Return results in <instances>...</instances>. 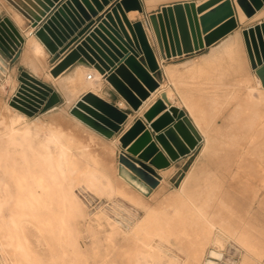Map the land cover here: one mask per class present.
I'll return each instance as SVG.
<instances>
[{
    "label": "bare ground",
    "instance_id": "6f19581e",
    "mask_svg": "<svg viewBox=\"0 0 264 264\" xmlns=\"http://www.w3.org/2000/svg\"><path fill=\"white\" fill-rule=\"evenodd\" d=\"M238 9L241 19L245 18L246 15L239 6L237 12ZM261 16H264V12L259 14L258 18ZM243 45H245V42L242 33H235L228 38V42L220 50L219 55L212 51V54L208 58L206 57L204 66H198V69H195L197 72H201L202 68H207L214 74L219 70L215 64L216 60L219 56L225 55L227 63L224 69L227 68L228 72L238 73L244 78L242 83L237 85L234 83L233 86H228L220 92L221 94L212 91L210 94L206 92L208 94L206 96L195 97L189 92L187 83L178 82L180 86L177 92L182 98L183 105L190 110L197 128L192 125L202 136L206 157L213 155V150L215 151L217 148L218 137L213 124L214 118H211L215 113L210 115L207 111L206 113L203 112L202 108L205 107V104H209L213 108L216 106L220 111L229 102H234L235 108H233L232 122H230L231 127L237 129L236 137L238 138H245L244 134H248L251 128L252 132H255L257 128L262 132L264 131V115L255 114L253 110H257L255 108L256 102L251 101L248 97V94H251L253 90L247 89L248 94L245 96L240 94V84L246 87L248 84L255 83L257 88L254 89H257L260 95H258V99L264 101V87L261 80L251 74L246 59V54L248 56L247 49L245 46V53ZM30 46L34 54L40 57L41 52H43L41 51L42 47L40 48L33 37L30 39ZM38 67L34 70H37ZM184 68L186 70L185 72L181 71L182 73L178 72L177 69V71L167 70L171 78H175L176 76L189 74L190 70L187 67ZM88 76L87 71H79L78 76L68 82L70 84L69 91L64 94L67 95V97L65 96L67 106L76 103L84 94L88 93L87 91L94 90L95 83L89 80ZM208 84L212 86L213 82L211 81ZM169 96L173 99L174 94L169 91ZM5 103L2 100L0 108V229L7 238V244H3V242L0 244V251L4 257H16L12 264H67L68 260L72 264H78L80 243L77 232L78 218L86 216L84 204L74 194V189L79 186L88 193L125 198L144 209L145 215L142 216L133 230L130 239L132 246L123 252L128 264H133L139 256H143L145 259H158L166 256L170 258L171 264H179L169 251L156 248L154 242L157 238L170 239L172 237V226L169 224L164 226L162 217L165 215L168 219L165 222L168 223L173 216L179 214V210L169 205L170 201L183 199L190 202L192 197H188L187 194L196 187L199 180V177L193 171L187 175L179 188L167 194L161 202L160 208L151 209L147 206L148 200L141 194L146 197L150 191H153L150 200L157 198L166 188L165 183L169 173H159L162 176L161 187L150 189L135 176L129 167H125L120 163V139L118 143H101L97 145L101 147L104 157L114 155L115 165L111 164L113 161L108 163L104 158H99L100 155L96 154L90 143L84 144L80 140L76 146L79 157H76L71 147L72 137L65 127L61 124L52 125L40 119L29 121L27 118L14 113L13 110L15 109ZM203 104L204 107H202ZM60 111L59 114L54 115L57 116V122L59 120L61 123H66V126L69 125V127L80 130L82 126L80 123L82 122H79L73 115H69L65 109ZM240 119L243 123L239 125ZM85 127L87 126L83 128ZM86 129L88 130V128ZM85 132L89 135L88 139L92 140L93 137L89 133L90 131ZM119 147L120 153L117 155L116 149ZM77 158L79 161H77ZM110 160L108 157V161ZM110 168L113 173H109L108 169ZM259 170L261 172V182L264 185V165H259ZM194 192L195 190L192 193ZM255 192L250 200L255 199L257 195V192ZM165 204H167L168 210L163 211L162 206ZM259 209L264 212V200L260 202ZM258 213L257 211L256 214L250 216L246 209L237 208L233 213H230L231 217H234L233 221L228 220V218L219 221L218 232L210 242L217 249L212 250L210 255L213 258L221 259V249L224 248L225 241L234 238L246 252L240 264H256L255 256L258 259L264 258V222L259 218ZM196 215L198 218L205 216L201 209L197 210ZM240 225H242L241 228ZM183 234H186L185 227ZM0 241H2V238ZM6 246L13 247L11 255L10 252L5 255ZM203 246L204 244L201 247ZM121 258L123 257L121 256ZM8 262L5 261L6 264ZM113 263L117 264L116 262ZM207 264H217V262L209 260Z\"/></svg>",
    "mask_w": 264,
    "mask_h": 264
},
{
    "label": "water",
    "instance_id": "95a60500",
    "mask_svg": "<svg viewBox=\"0 0 264 264\" xmlns=\"http://www.w3.org/2000/svg\"><path fill=\"white\" fill-rule=\"evenodd\" d=\"M38 1L41 10L31 13L32 33L50 53L52 63L57 62L52 76L59 77L75 64L89 65L129 106L130 113L114 104L116 97L109 102L88 92L72 107L71 115L106 139L122 134L131 111L138 112L160 87L157 51L162 59L170 60L206 50L242 26L236 16L238 6L248 19L264 8V0L186 2L165 6L132 22L127 13L143 14L141 0ZM242 36L252 70L264 87V21L244 28ZM24 42L9 17L0 19L1 57L15 63ZM19 83L10 106L29 118L62 101L54 87L26 71L21 72ZM200 141L186 112L169 107L160 98L121 136L119 159L154 189L162 179L159 171L190 155Z\"/></svg>",
    "mask_w": 264,
    "mask_h": 264
},
{
    "label": "rangeland",
    "instance_id": "374dc122",
    "mask_svg": "<svg viewBox=\"0 0 264 264\" xmlns=\"http://www.w3.org/2000/svg\"><path fill=\"white\" fill-rule=\"evenodd\" d=\"M255 18H258V15ZM248 20L245 17L240 19V22L245 24ZM259 96L254 98L257 110L253 111L256 115H264V101H260ZM233 104L234 102H229L226 107ZM232 114L233 111L225 116V123L220 127L215 126V119L219 113L214 115L212 113L213 117L211 118H214L213 124L216 128L218 144L211 157L205 156V144L199 143L190 155L172 163L175 166L167 177L166 186L163 184L166 188L157 198L150 200L153 191H150L146 197L140 193L148 200V207L151 209L160 208V204L167 194L179 188L191 171L199 177L196 187L187 194L188 197H192L190 202L183 199L169 202V205L179 210V214L173 216L168 223L165 222L168 220L167 217L165 215L162 217L164 226L168 224L172 226V237L170 239L157 238L154 242L156 248L169 251L179 264H207L209 260H213L217 264H240L246 252L234 238L225 241L224 248L221 249V259L213 258L210 255L212 250L217 249L210 242L218 232V222L225 218L233 221L234 217H231L230 213H233L237 208L246 209L250 216L258 211L259 218L264 222V212L259 209L260 202L264 200V185L261 182L259 170V165H264V131L257 128L255 132H252L251 128L248 134H244L245 138L236 137L237 129L231 127ZM239 121V125L243 123L241 119ZM56 124H61L67 129L72 137L71 147L74 155L79 157L76 147L79 143V130L69 127L68 123L66 126V123H61L59 120ZM110 156L107 158L109 157L111 160L106 161L108 163L113 161L111 164H114L116 159L113 158V154ZM77 161H79L78 158ZM108 170L109 173H113L111 168ZM161 185L159 182L157 188H160ZM74 190V194L84 204L86 211L84 218H78L77 232L80 242L78 264H114L113 262L128 264L123 252L132 246L130 239L133 230L145 215L144 209L119 196L88 193L79 186ZM194 190L195 192L192 193ZM254 192L257 195L254 200H250ZM162 207L163 211L168 210L167 204ZM199 209L205 215L203 218H198L196 215ZM225 211H229V213L227 214ZM130 223L132 224L128 226ZM184 227L186 234H183ZM0 234L2 238L0 244L2 242L7 244V238L1 229ZM203 244L204 246L201 247ZM5 249V255L9 254L8 252L10 255L13 253V247L6 246ZM5 257L0 251V264H6L5 261L8 262V260L7 264H12L16 260V257ZM255 257L256 264H264V258L256 257V259ZM67 264H72V262L68 260ZM133 264L171 263L170 258L166 256L158 259H145L143 256H139Z\"/></svg>",
    "mask_w": 264,
    "mask_h": 264
},
{
    "label": "crops",
    "instance_id": "0c3cea01",
    "mask_svg": "<svg viewBox=\"0 0 264 264\" xmlns=\"http://www.w3.org/2000/svg\"><path fill=\"white\" fill-rule=\"evenodd\" d=\"M116 1H118V0H116ZM206 1H208V0H141V2L143 4L144 13L139 14L137 11H131V12L127 13V17L130 19V21L136 22L138 20H144L145 15L148 16L152 13H158L161 10V8H163L165 6L167 7L170 5L177 4V3H186V2H196L198 5H200ZM112 4L113 3H111L109 6H107L104 9V11L99 14V18L103 17V15L109 10V8L112 6ZM40 6L41 5H40V2L38 0H0V19H2L4 17H9L10 20L13 22V24L17 27V29L20 31V33L25 38V42H24L22 49L20 51V57L18 58V60L15 63L9 61L5 57L0 56V102L3 100V103L6 102L5 104H7L10 107V101L15 96V94L17 93V91L20 87L19 76H20L22 71H26L29 74H31L32 76H34L35 78H37L38 80L42 81L43 83L54 87L56 92L60 95L62 101L59 105L53 107L52 109L48 110L45 113H40V114L36 115L34 118H29L16 109L13 110V112L16 113L17 115H21V116L27 118L29 121H32L34 119H40V120H45L52 125H55L57 123V120H56L57 116H54V115L59 114L61 112L60 110H64V109L67 113H69V115H71L70 110L75 105V102H74L70 106H67V100H66L67 95H64V94H66V92L69 91L70 84L68 82L70 80L75 79L78 76L79 71H87L89 75L92 74L91 80L95 83L94 84L95 85L94 90H89L87 92L91 91L94 94L96 93L95 95H97V96H99V97H101V98H103L109 102H113L112 99H114V97H116L117 100L114 102V104L117 107H119L120 109L126 110L130 113V111H129L130 109H129L128 104L120 96H118L114 92L112 87L109 86V84L98 73V71L95 70L94 68L90 67L89 65L75 64L74 66H72L71 68H69L68 70L63 72L58 79L55 80V78L52 77L50 71L53 69V67L55 66V64L57 62L52 63V57H51L50 53L47 51L45 46L37 38H35V36L32 33L34 29L32 28L33 19H32L31 13H34L37 11L39 12L41 10ZM206 12H208V11H206ZM206 12L199 14L198 17L203 16ZM262 12H264V8L261 11L257 12V14L254 17L261 14ZM236 16H237V20L240 22L241 17L239 15V9H238V12L236 11ZM254 17L249 19L245 24L240 22L242 26L234 32L235 33H242V30L244 28H248L250 26L256 25L257 23H259L261 21H264V16L259 17V18H255V19H254ZM234 32L231 33L229 36L225 37L224 39L220 40L219 42H217L216 44H214L210 48L203 50V51H200V52H197V53H194V54H191L189 56L176 57V58H172L170 60H165V59H162L158 55V51H157V58H158V61L160 64V71L156 74V78L160 83V87L157 89L156 92L152 93L151 97L143 104V106L141 107V109L138 112H132L131 111V114L129 116L128 121L123 126L124 131L122 132V134L114 137L113 139H106L103 136H101L98 133L91 130L89 127L83 128L86 125L82 122V123H80L82 126L79 130L80 142H82L84 144L90 143L93 150L96 152V154L100 155V157L98 156L99 158H102V159L104 158L105 160H108V158H105L103 156V153L101 151V147H98L97 145L101 144V143H105V144H111L113 142L118 143V140L120 139V137L135 123V121L138 118H142V115L150 108V106H152L160 98H162L167 103V105L169 107L177 106V107L183 109L186 112L187 117L190 120V122L195 126V128H197L195 121L191 115L190 110L185 105H183V101L181 100L182 98L179 96L180 95L179 92H177L178 87L180 86V84L178 82L187 83V87L189 88V92L195 97L196 96H202V95L206 96V95H208L207 93L210 94L212 91H214L215 93H216V91H217V93L218 92L220 93V92H222L223 89L227 88L228 86H233L234 83H236V85L239 83H242L244 78L241 77L238 73H236V72L234 73L233 71L228 72L227 68L224 69V66L227 63V57L225 55L219 56L218 59L216 60L215 64H216V67L219 68V70H217V72H215L214 74L211 73L210 70L207 68H202L201 72H197L195 70V69H198V66L199 67L202 65L204 66L206 57L208 58V56L212 54V51H213V53L216 52L215 54L219 55L221 53L220 50L228 42V38L230 36H232L233 34H235ZM32 37L35 39V41L40 46V48L42 47L41 51H43V52H41L40 57L34 54L32 48L30 46V39ZM243 48H244L243 50L246 53L245 45H243ZM216 50H218V51H216ZM69 51L70 50H68L65 54H63L60 59H62ZM246 57H247L246 59L248 61L249 67H250L251 74L253 76H256V74L251 69V65H250L247 54H246ZM34 64L37 66H35ZM37 67L39 70L38 69L34 70ZM184 67H187V69L190 70L189 74L184 75V76H176L175 78H173V77L171 78V76L169 75V71L167 70V69L173 70V71L178 70V72L182 73V72H185V70H186V68H184ZM47 78H49V79H47ZM58 81H60L59 84H58ZM211 81L213 82L212 86L214 87V89L211 85L209 86V84H208ZM256 86L257 85L255 83L248 84V85H246V87H244L242 84H240V87H241L240 94H242V96H245L246 94H248L247 89L253 90V92L251 94H248V97L251 101H254V98L258 96V90L254 89ZM217 89H219V90H217ZM1 90H3V91L1 92ZM169 91L172 94H174V97H173L174 100L169 96ZM1 94H2V96H1ZM1 98H2V100H1ZM206 105L207 104H205V107H204V104L202 105V107H204L205 109L207 108V110L202 108L203 112L206 113V111H207V113H209V114L219 113V116H217L215 119V126H220V127L223 126V124L225 123L224 122L225 116L234 110L233 105L230 107H225L223 109H220L221 108L220 107L219 108L220 111L218 110V108H215V107L213 108L209 104L207 106ZM67 107H68V110H67ZM0 108H1V105H0ZM214 110H216V111H214ZM161 114L159 116H161ZM79 122H81V121L79 120ZM86 128H88V130ZM85 131H90L89 133L92 134V137H93L92 140H90V138L88 139L89 135ZM200 136H201V134H200ZM200 143H203L202 142V136H201ZM116 153H117V155L120 153V147L116 149ZM173 166H175V164L174 165L172 164L168 169L160 171L159 173L160 174L170 173L172 171V169L174 168ZM133 190L136 191L135 189H133Z\"/></svg>",
    "mask_w": 264,
    "mask_h": 264
},
{
    "label": "built area",
    "instance_id": "2783aa9c",
    "mask_svg": "<svg viewBox=\"0 0 264 264\" xmlns=\"http://www.w3.org/2000/svg\"><path fill=\"white\" fill-rule=\"evenodd\" d=\"M88 79L91 80V79H92V75H89V76H88Z\"/></svg>",
    "mask_w": 264,
    "mask_h": 264
}]
</instances>
